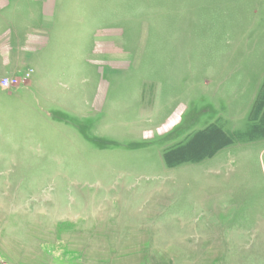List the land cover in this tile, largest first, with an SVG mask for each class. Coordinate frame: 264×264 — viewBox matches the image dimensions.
<instances>
[{"label": "rangeland", "instance_id": "374dc122", "mask_svg": "<svg viewBox=\"0 0 264 264\" xmlns=\"http://www.w3.org/2000/svg\"><path fill=\"white\" fill-rule=\"evenodd\" d=\"M56 12L75 45L56 59L74 69L57 90L64 124L29 123L2 96L32 69L0 67V264H264V0H56ZM213 123L230 145L166 164Z\"/></svg>", "mask_w": 264, "mask_h": 264}, {"label": "crops", "instance_id": "0c3cea01", "mask_svg": "<svg viewBox=\"0 0 264 264\" xmlns=\"http://www.w3.org/2000/svg\"><path fill=\"white\" fill-rule=\"evenodd\" d=\"M60 20L64 19L56 12V0H0L2 74L7 76L22 72L26 68L33 71L24 90L6 93L2 97L19 102V106L28 115L26 120L38 127L41 125L53 129L59 127L57 122H52L56 117L59 123L66 122L63 115L65 113L63 100L59 99L57 90L62 80L73 82L75 80L72 76L74 69L64 66L65 69L60 68L67 61L61 65L56 60L65 49L75 52V45H65L62 42L60 31L61 29L63 31L64 27L60 28ZM52 37L61 41L50 43ZM15 51L20 52L16 54ZM69 63L74 64L72 59ZM75 95L74 91L69 96L73 103L76 102ZM76 114L75 109L69 111L73 121L76 120ZM215 124L218 125L217 123L210 125ZM181 145L183 144L178 146Z\"/></svg>", "mask_w": 264, "mask_h": 264}, {"label": "trees", "instance_id": "16d2710c", "mask_svg": "<svg viewBox=\"0 0 264 264\" xmlns=\"http://www.w3.org/2000/svg\"><path fill=\"white\" fill-rule=\"evenodd\" d=\"M251 130L246 132V136H251ZM257 129V127H256ZM217 136V140L213 139V136ZM206 140L207 147L203 144H199L194 147L195 143L202 139ZM242 137V136H241ZM235 136H230V134L225 133L218 125H210L207 128L196 132L185 144L178 146L174 150H171L165 154V162L167 165L173 166L188 161H199L204 157L211 156L215 151L220 149L223 146L230 145ZM250 140L256 139L255 137H249ZM201 149L203 151H201Z\"/></svg>", "mask_w": 264, "mask_h": 264}, {"label": "built area", "instance_id": "2783aa9c", "mask_svg": "<svg viewBox=\"0 0 264 264\" xmlns=\"http://www.w3.org/2000/svg\"><path fill=\"white\" fill-rule=\"evenodd\" d=\"M2 85L4 87H7L9 85V79H7V78L2 79Z\"/></svg>", "mask_w": 264, "mask_h": 264}]
</instances>
